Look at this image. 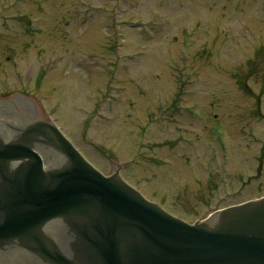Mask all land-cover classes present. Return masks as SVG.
Wrapping results in <instances>:
<instances>
[{
	"label": "rangeland",
	"instance_id": "374dc122",
	"mask_svg": "<svg viewBox=\"0 0 264 264\" xmlns=\"http://www.w3.org/2000/svg\"><path fill=\"white\" fill-rule=\"evenodd\" d=\"M188 222L264 196V0H0V97Z\"/></svg>",
	"mask_w": 264,
	"mask_h": 264
},
{
	"label": "water",
	"instance_id": "95a60500",
	"mask_svg": "<svg viewBox=\"0 0 264 264\" xmlns=\"http://www.w3.org/2000/svg\"><path fill=\"white\" fill-rule=\"evenodd\" d=\"M0 103V264H264V196L187 222L97 170L29 96Z\"/></svg>",
	"mask_w": 264,
	"mask_h": 264
}]
</instances>
